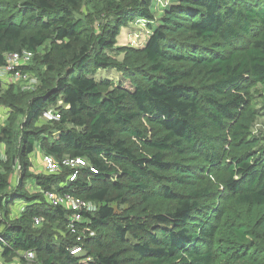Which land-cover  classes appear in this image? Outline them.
I'll return each instance as SVG.
<instances>
[{
    "label": "trees",
    "instance_id": "1",
    "mask_svg": "<svg viewBox=\"0 0 264 264\" xmlns=\"http://www.w3.org/2000/svg\"><path fill=\"white\" fill-rule=\"evenodd\" d=\"M151 3L0 0V67L6 53L29 50L21 71L40 81L0 93L11 111L0 128L8 157L0 170L1 256L32 251L36 264H264V142L250 133L248 103L251 86L264 87V0H171L156 22ZM136 20L147 25L145 40L114 47ZM48 40L50 49L37 55ZM103 69H115L129 88L97 79ZM59 100L60 118L39 125ZM36 142L57 161L80 157L87 166L68 182V168L34 174ZM46 190L97 209L83 211L72 234L71 211L45 202ZM16 203L24 206L12 217Z\"/></svg>",
    "mask_w": 264,
    "mask_h": 264
},
{
    "label": "rangeland",
    "instance_id": "2",
    "mask_svg": "<svg viewBox=\"0 0 264 264\" xmlns=\"http://www.w3.org/2000/svg\"><path fill=\"white\" fill-rule=\"evenodd\" d=\"M166 2H171V0H152L151 3V12L153 13V16L155 18L154 22H156L162 12L163 7L165 6ZM88 11V8L86 6H82L81 12L86 13ZM103 23H106L107 20H102ZM98 22H101V20H97L95 23L97 26ZM147 25L143 20H136L132 23H128L126 27H122L119 31V34L116 36V42L114 44L115 46H138L140 45L146 38L147 33ZM51 42L50 40L46 41L41 47L37 50V55H42L43 53H46L50 49ZM111 54H114L112 52ZM117 59H122V54L116 56ZM29 77L25 80H14L11 77V74L9 72H5L3 68H0V93L4 91L10 84H15L19 89L21 90H34L37 86H39L40 81L36 74L33 72H28ZM95 77L101 78L105 77L107 79L112 80V82L116 85L121 84L122 87L129 88V82L124 80L121 77V74L118 73L115 69H103L98 70L95 74ZM249 105L253 109V118L250 123V133L257 136L259 139H261L262 142H264V87L261 84L252 85L249 91ZM59 105V101H58ZM11 116L10 109L3 103H0V128L4 127L7 123V120ZM45 123L42 118L40 117L38 124ZM43 154L42 150L40 149L38 143H35L34 152L31 154L30 162H31V170L32 173L38 174H46V171L44 170L42 163H41V155ZM7 155L5 152V146L0 143V170H3L4 164L7 162ZM19 164L17 162L14 163L13 166V177L11 179V182L13 185L16 184L18 176H19ZM224 176V172H221L220 177ZM212 182L216 183L218 185L219 191L222 192V186L219 184V177H215L212 179ZM32 179H28L25 183V186L31 190V192H37L36 187H34ZM24 204L23 203H16L12 205L11 213L12 217L17 216L18 213L22 210ZM122 207L120 206L118 208V211H121ZM124 209V208H123ZM117 210V208H116ZM84 233L85 231L82 230ZM23 259V258H22ZM18 254H13L9 257H3L0 255V264H36L35 259L32 261H26L22 260Z\"/></svg>",
    "mask_w": 264,
    "mask_h": 264
},
{
    "label": "built area",
    "instance_id": "3",
    "mask_svg": "<svg viewBox=\"0 0 264 264\" xmlns=\"http://www.w3.org/2000/svg\"><path fill=\"white\" fill-rule=\"evenodd\" d=\"M33 53L29 50H22L17 52H10L5 54V65L0 67L9 72L14 80H25L29 77V73H23L21 68L27 66L31 63ZM58 107H49L45 109L41 115L44 122L57 121L60 118L59 107L62 106V101L59 100ZM67 107V106H64ZM41 163L46 171V174H58L63 168L70 169V173L67 176V182L75 179L77 171L80 167L87 166L85 159L80 157H64L60 161L54 159L51 155L42 154ZM93 171V168L90 167ZM44 200L50 205L60 206L66 210L71 211L68 218L67 229L72 233L76 234L78 232V223L84 221V216L82 212L93 213L97 209L95 202L91 200H83L80 198H75L69 194H61L52 190H46L43 193ZM41 219L39 217L33 218V223L35 226L41 224ZM89 235H93V232L89 231ZM79 248H72L71 253H78ZM22 258L26 261H32L34 259V253L32 251H25L22 254Z\"/></svg>",
    "mask_w": 264,
    "mask_h": 264
},
{
    "label": "crops",
    "instance_id": "4",
    "mask_svg": "<svg viewBox=\"0 0 264 264\" xmlns=\"http://www.w3.org/2000/svg\"><path fill=\"white\" fill-rule=\"evenodd\" d=\"M31 157V156H30ZM41 161V160H40Z\"/></svg>",
    "mask_w": 264,
    "mask_h": 264
}]
</instances>
